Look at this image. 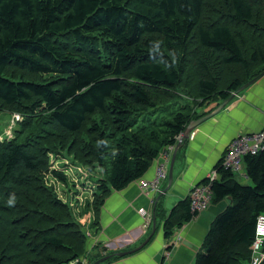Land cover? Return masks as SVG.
Instances as JSON below:
<instances>
[{"label": "trees", "instance_id": "16d2710c", "mask_svg": "<svg viewBox=\"0 0 264 264\" xmlns=\"http://www.w3.org/2000/svg\"><path fill=\"white\" fill-rule=\"evenodd\" d=\"M263 72L264 0H0V108L22 117L0 140V264H83L87 236L58 188L74 186L59 154L101 174L88 188L96 213L214 109L197 108ZM244 167L251 186L217 162L212 201L230 202L194 264H249L264 150ZM194 217L188 197L178 202L165 239Z\"/></svg>", "mask_w": 264, "mask_h": 264}, {"label": "crops", "instance_id": "0c3cea01", "mask_svg": "<svg viewBox=\"0 0 264 264\" xmlns=\"http://www.w3.org/2000/svg\"><path fill=\"white\" fill-rule=\"evenodd\" d=\"M219 103L220 101L214 102L206 108H197L196 111L207 112ZM262 128H264V76L235 97L218 115L193 131L191 137L176 153L170 187L167 188V173V178L155 198L143 194L138 184L140 181H150L154 178L157 165L163 159L161 155L141 179L121 191H111L96 213L91 205L88 208L83 206L78 208V203L76 204L75 219L87 236L82 263L89 264L92 259L136 249L151 235L148 242L138 251L123 257L114 256L102 264H194L196 255L203 251L202 245L210 224L230 201L225 199L211 204L206 211L178 230H174L171 239H175V243L167 262H163L162 259L169 241L164 237V220L178 202L188 197L193 186L214 171L227 146L236 136L256 132ZM172 154L173 152L170 157ZM84 181L86 178L82 177L77 184L86 186ZM78 185H74L76 190H70L68 194L75 195L73 202L78 200L79 204L83 205L86 200L87 204L91 203V192L88 188H79ZM85 190H88L89 199H84ZM139 209H144L149 214L155 209V225L153 215L151 221L146 224Z\"/></svg>", "mask_w": 264, "mask_h": 264}, {"label": "built area", "instance_id": "2783aa9c", "mask_svg": "<svg viewBox=\"0 0 264 264\" xmlns=\"http://www.w3.org/2000/svg\"><path fill=\"white\" fill-rule=\"evenodd\" d=\"M17 118H19V116H17ZM173 150L174 148H169L167 151L160 154L163 159L157 165L156 174L152 180L139 182L138 186L143 194L151 195L155 198V196L160 192L161 185L167 178L171 158L170 155ZM263 150L264 128L256 132L240 134L236 136L227 146L222 158V167L240 179H244L246 178L244 171V158L247 156H255ZM207 178L209 179V184H197L191 188L188 194L190 213L195 216L194 218H196L200 213L206 211L212 202L213 195L210 189V183L218 179V174L215 171H212ZM139 213L143 216L146 224L151 221L152 214L147 213L144 209H139ZM174 243L175 239L169 238L162 257L163 262H167L169 260ZM263 245L264 214H260L256 219L254 238L249 248V264L264 263V252L262 250ZM168 246L170 247L169 250L167 249Z\"/></svg>", "mask_w": 264, "mask_h": 264}, {"label": "rangeland", "instance_id": "374dc122", "mask_svg": "<svg viewBox=\"0 0 264 264\" xmlns=\"http://www.w3.org/2000/svg\"><path fill=\"white\" fill-rule=\"evenodd\" d=\"M17 116H19V118H17ZM21 121H22L21 114L17 113V111H15V110H4V109L0 108V140L12 139L14 131L17 129V127H19V124L21 123ZM58 158L62 159L60 162L61 164H58L59 166L68 167V165H69V167L71 168L70 172L68 174H69V176L73 177L72 181H73L74 185H78L77 182L81 181L82 177H83V179L86 178V181H84V182L86 183L87 187L86 186L84 187V184L80 185V183H79V185H78L79 188H84V189L89 188L90 189L92 184L95 183L101 176V174L98 172H95V173H92V171L89 172L88 169L82 165L77 167L76 164L78 162L74 161L73 156L68 155L66 152H63V154H59ZM63 163H68V164H63ZM56 168L59 169V167H57V166H56ZM244 171H245V169H244ZM233 177L235 180L240 181V183H242L244 185H247V186L252 185V183L247 178H244V179L241 178L240 179L236 175H234ZM58 188L63 195V199L66 198V201L68 202L69 207L72 209L74 218L76 215V213L74 212V209L76 211V209H77L76 204L77 203H78V208H81L82 206L84 208H86L88 206L86 200H84L83 205H81V204H79L80 201H78V200L73 202L75 199V195H72V196L67 195L68 190H72V191L76 190V188L74 186H72L69 182H67L66 185L59 183ZM56 189H57V187H56ZM84 193H85L84 199L85 198L89 199L90 195L88 193V190H85ZM79 195L80 194H78V196ZM211 204L213 205V204H215V202L212 201Z\"/></svg>", "mask_w": 264, "mask_h": 264}, {"label": "water", "instance_id": "95a60500", "mask_svg": "<svg viewBox=\"0 0 264 264\" xmlns=\"http://www.w3.org/2000/svg\"><path fill=\"white\" fill-rule=\"evenodd\" d=\"M264 76V72L261 73L259 76L255 77L254 79L248 81L246 84H244L243 86L239 87L237 90H235L234 92H232L229 97H227L226 99H224L223 101H221V103H219L212 111H210L208 114L196 119V120H192L188 123V125L186 126L185 130L182 132L179 141L176 145V147L173 150V154L171 156L170 159V165L168 168V185L167 188L170 187L171 183H172V169H173V163L175 161V156L176 153L178 151L179 148H181L183 146V142L188 140L191 136V134L193 133V131L199 127L201 124H203L204 122L212 119L213 117H215L216 115H218L221 111L224 110V108L235 98L237 97L241 92H243L244 90H246L247 88H249L250 86L254 85L259 79H261ZM160 196V195H159ZM159 197H157L158 199ZM157 201V200H156ZM155 201V203H156ZM154 213H155V209H153L152 211V215H153V225L154 224ZM153 231H154V226H153ZM152 231V232H153ZM151 236V235H150ZM149 236V237H150ZM149 237L140 245L138 246L136 249H133L131 251H125V252H119V253H115L114 255L117 257H123L126 256L128 254H131L135 251H138L139 249H141L149 240ZM110 255L104 256L100 259H98L97 261H95L93 264H101L104 261H106L107 259H109Z\"/></svg>", "mask_w": 264, "mask_h": 264}, {"label": "clouds", "instance_id": "9594fccd", "mask_svg": "<svg viewBox=\"0 0 264 264\" xmlns=\"http://www.w3.org/2000/svg\"><path fill=\"white\" fill-rule=\"evenodd\" d=\"M15 203V198L11 197L8 201L9 206H12Z\"/></svg>", "mask_w": 264, "mask_h": 264}]
</instances>
